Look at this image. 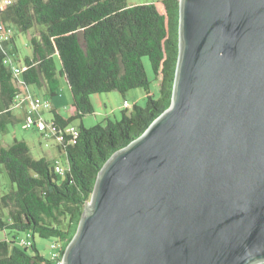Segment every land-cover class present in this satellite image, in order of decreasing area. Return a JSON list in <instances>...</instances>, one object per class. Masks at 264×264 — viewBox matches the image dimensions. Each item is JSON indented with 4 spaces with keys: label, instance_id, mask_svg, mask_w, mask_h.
I'll return each instance as SVG.
<instances>
[{
    "label": "water",
    "instance_id": "1",
    "mask_svg": "<svg viewBox=\"0 0 264 264\" xmlns=\"http://www.w3.org/2000/svg\"><path fill=\"white\" fill-rule=\"evenodd\" d=\"M169 107L97 174L62 264H264V0H179Z\"/></svg>",
    "mask_w": 264,
    "mask_h": 264
},
{
    "label": "trees",
    "instance_id": "2",
    "mask_svg": "<svg viewBox=\"0 0 264 264\" xmlns=\"http://www.w3.org/2000/svg\"><path fill=\"white\" fill-rule=\"evenodd\" d=\"M0 21L19 32L39 28L29 39L30 56L19 61L14 77L3 64L17 52L14 34L0 48V134L18 122L13 113L23 87L58 95L64 80L72 97L70 115L51 110L52 120L66 127L94 112L90 96L116 91L124 95L140 88L145 106L122 110L118 120L77 127L57 145L66 172L60 177L44 157L35 159L24 140L8 146L0 140V264H56L41 255L34 236L55 242L60 255L76 233L90 200L96 177L116 151L141 136L171 102L179 51V0H157L128 5L126 0H15L0 12ZM9 51V52H8ZM148 58L158 85L151 92L142 62ZM6 172L10 190L1 192ZM31 233L32 245L22 247L19 233Z\"/></svg>",
    "mask_w": 264,
    "mask_h": 264
},
{
    "label": "rangeland",
    "instance_id": "3",
    "mask_svg": "<svg viewBox=\"0 0 264 264\" xmlns=\"http://www.w3.org/2000/svg\"><path fill=\"white\" fill-rule=\"evenodd\" d=\"M152 0H126L128 5L144 4L150 3ZM15 45L17 52L8 53V57L15 63L18 61L23 62L25 56L31 55V50L29 47V39L32 35H38L39 28H33L27 32H19L17 28L13 27ZM9 52V51H8ZM147 78L151 81V92L157 96L158 94V85L154 80V75L151 69L150 62L148 58L142 59ZM28 91L35 96L39 97L42 101H47L52 103L54 108L60 112L63 116H69V111L71 108L72 97L69 91V88L64 80H61V87L57 96L53 98H48L45 96L44 89H40L36 86H29ZM123 100H126L129 103V107L125 108L123 106ZM90 101L93 107L94 112L92 114H87L81 119L74 120L71 125L78 127L81 123L84 127L89 128L98 123H103L105 120H118L121 117L122 110L131 111L132 106L136 104L137 106H145V92L140 89H132L127 91L124 95L116 91L108 93L93 94L90 96ZM52 106V107H53ZM14 115L18 118V122L7 126L6 132L0 134V140L3 146H8L13 142V139L24 140L31 150V155L35 159L46 158L51 164L54 163L55 158H57L61 165H64V158L58 152L57 144L53 139L47 140L41 137V135L34 131L33 129H25L23 127L26 122L27 117L29 116L33 120H38L41 118L44 121H49L52 119V113L50 109H44L43 107L39 108L38 111L30 112L28 109V104L26 105V113L21 112L18 108H13ZM1 192H7L10 190V184L6 175V172L3 171L1 176ZM26 233H19L17 236V241H20L25 237ZM5 237L0 232V239ZM34 244L38 252L45 256L49 257L50 255V240L42 239L38 236L33 238Z\"/></svg>",
    "mask_w": 264,
    "mask_h": 264
},
{
    "label": "built area",
    "instance_id": "4",
    "mask_svg": "<svg viewBox=\"0 0 264 264\" xmlns=\"http://www.w3.org/2000/svg\"><path fill=\"white\" fill-rule=\"evenodd\" d=\"M14 1L15 0H0V12L3 11L6 7L12 5ZM13 34L14 32L12 27L0 21V48L2 47L3 43L10 41ZM3 64L11 69L12 75L14 77H19L22 71V67L20 64H15L8 56L4 58ZM19 87L21 92L15 99V108H22L23 106H26L28 104V109L30 112L38 111V109L41 107L51 110L50 102L42 101L39 97L30 93L28 91V88L22 86L21 82L19 83ZM123 106L125 108H128L130 105L126 100H123ZM23 127L25 129H33L34 131H37L44 139H53L57 145L62 143L65 140L66 136L71 137V141L72 143H74L75 138L79 134V130L75 126L68 125L63 128L58 126L52 119L49 121H44L41 118H39L38 120H33L29 116L27 117ZM52 166L54 167L55 172L60 177H63L65 175L66 167L64 165H61L57 158H55ZM20 245L22 247H30L32 245L31 233L25 234V237L20 241ZM49 248L51 252L48 258L55 261L56 264H62V256L60 255L58 245L55 242H50Z\"/></svg>",
    "mask_w": 264,
    "mask_h": 264
},
{
    "label": "crops",
    "instance_id": "5",
    "mask_svg": "<svg viewBox=\"0 0 264 264\" xmlns=\"http://www.w3.org/2000/svg\"><path fill=\"white\" fill-rule=\"evenodd\" d=\"M50 104H52V103H50ZM53 106V105H52ZM51 106V110H56L55 108H54V106L52 107ZM19 110H21V112H23V113H25V114H27L26 113V106H23L22 108H18ZM57 111V110H56ZM58 112V111H57ZM58 113H60V112H58ZM61 114V113H60ZM62 115V114H61ZM69 115H70V113H69ZM63 116V115H62ZM65 117V116H64ZM67 117V116H66Z\"/></svg>",
    "mask_w": 264,
    "mask_h": 264
}]
</instances>
